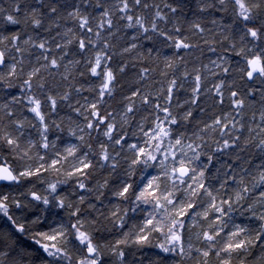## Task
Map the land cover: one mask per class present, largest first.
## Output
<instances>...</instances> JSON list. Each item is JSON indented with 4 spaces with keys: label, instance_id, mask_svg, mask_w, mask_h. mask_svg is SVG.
I'll return each instance as SVG.
<instances>
[{
    "label": "snow or ice",
    "instance_id": "snow-or-ice-1",
    "mask_svg": "<svg viewBox=\"0 0 264 264\" xmlns=\"http://www.w3.org/2000/svg\"><path fill=\"white\" fill-rule=\"evenodd\" d=\"M0 264H264V0H0Z\"/></svg>",
    "mask_w": 264,
    "mask_h": 264
},
{
    "label": "trees",
    "instance_id": "trees-1",
    "mask_svg": "<svg viewBox=\"0 0 264 264\" xmlns=\"http://www.w3.org/2000/svg\"><path fill=\"white\" fill-rule=\"evenodd\" d=\"M3 224H4V219L0 218V225H3Z\"/></svg>",
    "mask_w": 264,
    "mask_h": 264
}]
</instances>
